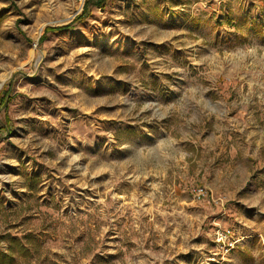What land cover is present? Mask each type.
<instances>
[{"label": "rangeland", "instance_id": "obj_1", "mask_svg": "<svg viewBox=\"0 0 264 264\" xmlns=\"http://www.w3.org/2000/svg\"><path fill=\"white\" fill-rule=\"evenodd\" d=\"M86 1L0 0V264H264V0Z\"/></svg>", "mask_w": 264, "mask_h": 264}, {"label": "trees", "instance_id": "obj_2", "mask_svg": "<svg viewBox=\"0 0 264 264\" xmlns=\"http://www.w3.org/2000/svg\"><path fill=\"white\" fill-rule=\"evenodd\" d=\"M88 1V0H87ZM87 1L85 2V4H84V7L87 5ZM96 3H99V2H96ZM85 10V9H84ZM83 13H84V11L80 14V15H78L73 21H75V20H79L82 16H83ZM67 25H61V26H56V27H47L46 28V30H59V29H62V28H64V27H66ZM13 241H16L15 239L13 240ZM22 248V250H25V249H23V247H21ZM7 259L9 260V258L7 257Z\"/></svg>", "mask_w": 264, "mask_h": 264}, {"label": "built area", "instance_id": "obj_3", "mask_svg": "<svg viewBox=\"0 0 264 264\" xmlns=\"http://www.w3.org/2000/svg\"><path fill=\"white\" fill-rule=\"evenodd\" d=\"M194 191H195L196 196L198 197H201L205 193V190L202 187L194 188Z\"/></svg>", "mask_w": 264, "mask_h": 264}, {"label": "bare ground", "instance_id": "obj_4", "mask_svg": "<svg viewBox=\"0 0 264 264\" xmlns=\"http://www.w3.org/2000/svg\"><path fill=\"white\" fill-rule=\"evenodd\" d=\"M7 73L6 74H4L2 77H1V79H0V85H1V83H2V81L7 77Z\"/></svg>", "mask_w": 264, "mask_h": 264}]
</instances>
